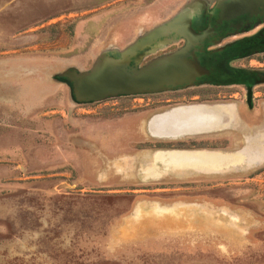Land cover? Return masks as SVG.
<instances>
[{
  "label": "rangeland",
  "instance_id": "obj_1",
  "mask_svg": "<svg viewBox=\"0 0 264 264\" xmlns=\"http://www.w3.org/2000/svg\"><path fill=\"white\" fill-rule=\"evenodd\" d=\"M230 1L0 0V264H264V159L241 152L264 157V51L237 60L231 48L263 31L264 0ZM184 7L203 35L198 83L85 102L59 77ZM163 38L139 66L187 42ZM199 104L225 105L223 124L167 133L185 115L209 120L189 107L149 129ZM187 151L227 159L175 163Z\"/></svg>",
  "mask_w": 264,
  "mask_h": 264
},
{
  "label": "water",
  "instance_id": "obj_2",
  "mask_svg": "<svg viewBox=\"0 0 264 264\" xmlns=\"http://www.w3.org/2000/svg\"><path fill=\"white\" fill-rule=\"evenodd\" d=\"M246 2L245 0H232L227 2L224 7L226 11H231L243 6ZM190 12V7H184L172 19L148 31L144 36L139 37L121 51L111 54L101 53L88 70L79 72L75 68H67L59 73V77L70 82L72 94L77 101L85 102L100 101L120 95L157 93L198 83L203 74L206 73V68L201 65L195 54L197 50L194 48V44L202 39L203 35L195 34L189 27ZM170 32L185 37L187 42L180 48L153 57L139 66L145 55L154 52L161 44L168 41L167 38L162 40L159 38L168 35ZM251 102L252 91L251 88H248L246 103L250 106ZM221 106L224 108L221 109ZM189 107H198L209 120L198 124L189 123L186 121L187 115H185L184 120L179 125L168 127L167 133L170 135L175 133V136H177L183 133L211 129L215 125H222L223 116L227 110L225 105L178 106L154 115L149 122V129L151 123L159 116L169 112H178L181 108L189 109ZM250 147H246L241 152L245 155L247 151L251 150ZM222 157L227 159L222 153L218 152L187 151L186 154L175 157L173 160L175 163L219 165L223 162ZM245 157L243 158L245 161H260V158H256V156H252L251 160H247Z\"/></svg>",
  "mask_w": 264,
  "mask_h": 264
},
{
  "label": "flooded vegetation",
  "instance_id": "obj_3",
  "mask_svg": "<svg viewBox=\"0 0 264 264\" xmlns=\"http://www.w3.org/2000/svg\"><path fill=\"white\" fill-rule=\"evenodd\" d=\"M255 31H251L249 34L238 36L235 39V44L231 46V48L234 47H241L242 50L237 51L234 53L233 57H235L237 60L246 58L248 53L258 54L264 51V29L261 33L258 35H254ZM225 61V59H222V63ZM225 76V75H224ZM222 76V78L224 77ZM221 76L217 75L216 78L220 79ZM218 106V104H216ZM252 106V102L250 107ZM221 125H215L212 128L219 127Z\"/></svg>",
  "mask_w": 264,
  "mask_h": 264
},
{
  "label": "crops",
  "instance_id": "obj_4",
  "mask_svg": "<svg viewBox=\"0 0 264 264\" xmlns=\"http://www.w3.org/2000/svg\"><path fill=\"white\" fill-rule=\"evenodd\" d=\"M252 155H253V152L251 150L247 151L246 154H245L246 159L247 160H251ZM263 159H264V157L263 158H260V161L263 160Z\"/></svg>",
  "mask_w": 264,
  "mask_h": 264
}]
</instances>
